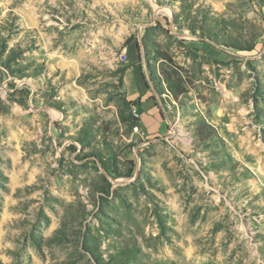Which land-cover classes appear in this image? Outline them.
<instances>
[{"label": "rangeland", "instance_id": "374dc122", "mask_svg": "<svg viewBox=\"0 0 264 264\" xmlns=\"http://www.w3.org/2000/svg\"><path fill=\"white\" fill-rule=\"evenodd\" d=\"M0 264H264V0H0Z\"/></svg>", "mask_w": 264, "mask_h": 264}, {"label": "crops", "instance_id": "0c3cea01", "mask_svg": "<svg viewBox=\"0 0 264 264\" xmlns=\"http://www.w3.org/2000/svg\"><path fill=\"white\" fill-rule=\"evenodd\" d=\"M123 90L127 100L138 105L139 123L148 133L161 132L165 126L159 117V108L155 100L150 99L149 90L142 91L132 68L126 69L123 76ZM166 129V127H164Z\"/></svg>", "mask_w": 264, "mask_h": 264}, {"label": "trees", "instance_id": "16d2710c", "mask_svg": "<svg viewBox=\"0 0 264 264\" xmlns=\"http://www.w3.org/2000/svg\"><path fill=\"white\" fill-rule=\"evenodd\" d=\"M181 88L178 86H171L168 84V91L170 92V94L173 96V98L177 99L180 94H181ZM202 130L200 131V136H205L204 139H212L215 135V130L213 128L212 125L208 124V123H202Z\"/></svg>", "mask_w": 264, "mask_h": 264}, {"label": "built area", "instance_id": "2783aa9c", "mask_svg": "<svg viewBox=\"0 0 264 264\" xmlns=\"http://www.w3.org/2000/svg\"><path fill=\"white\" fill-rule=\"evenodd\" d=\"M134 117L135 118H139V114L137 113V110L136 109H134Z\"/></svg>", "mask_w": 264, "mask_h": 264}]
</instances>
